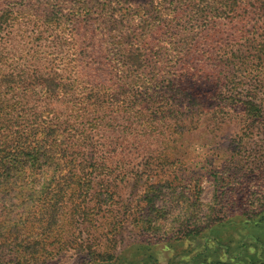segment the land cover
Listing matches in <instances>:
<instances>
[{"label":"rangeland","instance_id":"374dc122","mask_svg":"<svg viewBox=\"0 0 264 264\" xmlns=\"http://www.w3.org/2000/svg\"><path fill=\"white\" fill-rule=\"evenodd\" d=\"M158 2L130 0L131 21L115 27L0 0V78L13 79L0 98L17 109L6 123L55 124L79 176L42 217L24 192L42 190L49 169L33 175L28 151L3 155L21 179L0 184V236L20 231L30 264H249L264 245V125L234 100L254 95L264 109V58L227 68L245 24L161 25Z\"/></svg>","mask_w":264,"mask_h":264},{"label":"trees","instance_id":"16d2710c","mask_svg":"<svg viewBox=\"0 0 264 264\" xmlns=\"http://www.w3.org/2000/svg\"><path fill=\"white\" fill-rule=\"evenodd\" d=\"M45 1L47 6L55 5L53 9L58 8L61 10V18L67 15L63 9L68 6L71 7V10H69L70 14L76 19L82 17L90 19L91 16L96 15L97 17L109 18V21L115 27H125L133 17L129 10L127 11V9L123 8L126 4L130 3V0ZM158 3L159 5L156 8L159 11L156 12L152 21L160 22L161 25H165V23L166 25H170L179 16H181V19L189 17L193 26L203 24L214 27L217 23L223 22L236 25L245 24V29L241 28L239 30L241 35L233 39L234 43L231 55L226 60L221 61V63H225L224 65L227 68H234V71L242 72V70H248L253 63L257 64L255 62L256 58L257 60L264 58V40H258L257 38L254 41L249 40L251 32L255 30L258 32L264 26V0H159ZM174 5L176 6L172 8ZM82 8L83 11H81ZM6 11H3V13L5 14ZM41 17L53 20L59 18V13L53 15L52 10H47ZM203 30H206L208 34L211 32L210 29ZM193 33L198 34L199 32L195 28ZM247 43H249L248 46ZM259 64L264 65V62H259ZM231 78L232 81L229 86L236 85L237 82L234 79V75H231ZM12 80V77L0 78V91L11 87L10 83ZM0 97H2V94H0ZM242 99L234 97L235 101L243 104L241 107L254 123L264 125V109L256 101L254 95H248ZM9 103L8 99L4 97L0 98V184L17 186L19 179H21L20 172L11 174L12 168L3 155L19 153V155L24 154L26 156L28 151L31 161L35 163L34 166L38 164L33 175L44 171L46 176V168H48L50 179L49 183L44 184L42 190L32 187L24 192L25 203L27 204L25 209H38L39 211H35L34 213L42 217L45 216L46 211H51L52 209L57 213L58 209L56 205L59 202L60 196L66 187H72L70 183L74 180L77 181L79 177L74 171V161L65 157V153L69 150L64 148V145H67L66 141L61 140L64 134L53 123V125L46 126L45 122L47 121H39L41 120L39 117H35L37 125L32 130L15 131L11 125L6 123L7 119L13 118L17 113V109ZM15 135H18V137H15ZM30 138L32 140L28 142ZM27 146H29V149L26 148ZM41 159L44 160L43 164L40 162ZM63 165L71 166L72 170L65 172L66 170L63 169ZM16 170L23 171V167H16ZM83 178L87 179V174ZM5 191L8 192L10 190ZM52 193L56 194L51 196ZM259 215L264 216V211L256 214V216ZM15 233L14 236H0V264H30L29 259L34 257V254L29 251V246L24 244L26 240L21 237L20 231ZM261 245L257 247L259 252L256 258H254L255 261H250L249 264H264V245ZM244 254H246V251L240 252V258ZM154 264H157V261H154ZM202 264L236 263L230 260H217Z\"/></svg>","mask_w":264,"mask_h":264}]
</instances>
